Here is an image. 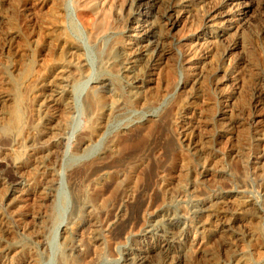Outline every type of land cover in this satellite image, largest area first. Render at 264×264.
<instances>
[{"label": "rangeland", "instance_id": "1", "mask_svg": "<svg viewBox=\"0 0 264 264\" xmlns=\"http://www.w3.org/2000/svg\"><path fill=\"white\" fill-rule=\"evenodd\" d=\"M126 1L95 12L0 0V160L18 177L0 167V253L12 264H264V0H149L132 18ZM49 87L69 90L66 113ZM32 146L52 152L34 158ZM162 231L165 249L147 259Z\"/></svg>", "mask_w": 264, "mask_h": 264}, {"label": "bare ground", "instance_id": "2", "mask_svg": "<svg viewBox=\"0 0 264 264\" xmlns=\"http://www.w3.org/2000/svg\"><path fill=\"white\" fill-rule=\"evenodd\" d=\"M113 0H108V6L109 7H114V2H112ZM77 2H78V4L82 7V8H84V9H89L90 11H97L98 9H99V2H98V0H77ZM79 6V7H80ZM125 8V10L126 11H128L127 13L129 14V17L130 18H132V16L134 15V17L136 16V15H138V16H142V14H144V10H146V8H149L148 6H150L151 7V5H149V0H127L126 1V5H123ZM124 11V10H123ZM116 13V12H115ZM142 13V14H141ZM141 14V15H140ZM148 15V14H147ZM114 17L116 18V19H118V15H117V13L114 15ZM102 21V20H101ZM115 21V20H114ZM102 26V25H101ZM130 27V26H129ZM133 28V27H132ZM104 30V29H103ZM110 30V29H109ZM112 30V29H111ZM100 31V30H99ZM130 32V31H129ZM128 32V33H129ZM93 33V32H92ZM158 33V32H157ZM96 34V33H95ZM99 35V34H98ZM98 35L96 36V37H98ZM108 35V34H107ZM143 35V34H142ZM149 35V34H148ZM92 36H93V34H92ZM93 39V38H92ZM125 41V40H124ZM126 42V41H125ZM162 43V42H161ZM140 44V43H139ZM138 44V45H139ZM134 45V44H133ZM136 47L135 48H137V45H135ZM124 47H126V46H124ZM131 47V46H130ZM96 48V47H95ZM134 48V47H133ZM141 48H142V46H141ZM73 50L75 49V48H72ZM77 49V48H76ZM138 49V48H137ZM143 49V48H142ZM69 50H71V49H69ZM136 50V49H135ZM142 51H144V50H142ZM69 52V51H68ZM75 52V51H74ZM138 52V51H137ZM110 53V52H109ZM66 54V53H65ZM71 54H73V52H70L69 53V55H70V57H71ZM167 55V54H166ZM108 56V55H107ZM106 56V57H107ZM127 56V55H126ZM156 57V56H155ZM112 60L110 63L111 64H113V59H111L110 57L108 58V60ZM128 59V58H127ZM109 60V61H110ZM123 61H124V59H122ZM121 61V60H120ZM119 61V62H120ZM127 65V64H126ZM118 66V65H117ZM101 67V66H100ZM86 69V68H85ZM128 73V72H127ZM84 74V73H83ZM72 79V78H71ZM137 80V79H136ZM136 80H134L136 83H137V81ZM55 84V83H54ZM67 84V83H66ZM58 84H56V86H57ZM101 85V84H100ZM103 85V84H102ZM60 86V85H59ZM66 86V85H65ZM141 86V85H140ZM54 87V86H53ZM52 87V88H53ZM103 87V86H102ZM105 87V86H104ZM50 88V87H49ZM65 88V87H64ZM142 88V87H141ZM51 89V88H50ZM104 89V88H103ZM107 89V88H106ZM102 90V89H101ZM100 89L98 90V89H94V90H92V92L89 94V103L88 104H90V106H91V109H92V111L90 110V114H92V118L94 119V121H95V124L97 123L96 121H97V118H98V109L100 108V104L102 103V102H104L105 100L103 99V93H102V91H101ZM145 90V89H144ZM69 90H59L58 88L56 89V88H53V89H51V90H49L48 92H49V94L48 95H46L47 96V98L48 99H46V100H48V103H51V106H54L56 109H59V111L60 110H65L66 109V106L68 105V102H67V105H66V101H68V99H69ZM104 91V90H103ZM137 93V92H136ZM134 94H135V92H134ZM136 95V94H135ZM87 97V98H88ZM44 99H45V97H44ZM104 100V101H103ZM42 101V100H41ZM40 101V102H41ZM88 101V100H87ZM44 102V101H43ZM86 102V101H85ZM42 103V102H41ZM47 103V102H46ZM87 103V102H86ZM44 103H42V105H43ZM42 105L40 106L41 108H42ZM89 106V105H88ZM70 107V106H69ZM99 107V108H98ZM44 109L46 110V109H48V107H44ZM43 109V110H44ZM3 110V109H2ZM40 110H42V109H40ZM55 110V109H54ZM84 110H86V109H84ZM101 110V109H100ZM66 111L67 110H65V113H66ZM88 111V110H87ZM61 112H63V111H61ZM11 113V112H10ZM50 113V112H49ZM56 113V112H55ZM64 113V112H63ZM62 113V114H63ZM61 114V115H62ZM87 114V113H86ZM89 114V115H90ZM102 114V113H101ZM101 114H99V115H101ZM49 115H51V114H49ZM63 115H65V114H63ZM56 116V115H55ZM58 116V115H57ZM60 116V115H59ZM58 116V117H59ZM68 115H66V117H67ZM2 117V116H1ZM54 116H50V118L49 117H47V118H49V122L51 123L52 121H54L55 122V126L52 128V131H54V132H50L49 133V135H51V136H53V137H49V135H47L48 136V138H50L51 140L53 139V141L51 142V144H54V147H56L57 146V144H59L60 142L59 141H61L60 140V137L58 136V134L57 133H60V132H57L58 131V129H56L57 127H59L62 123H63V125L65 124L64 123V119H66V118H64L65 116H62V118L61 117H59L60 118V120L59 119H57V120H55L54 118H53ZM101 117V116H100ZM46 118V119H47ZM92 118H91V121H92ZM68 120H69V118H68ZM2 122V121H1ZM45 122V121H44ZM67 122V121H66ZM90 122V121H89ZM195 122V121H194ZM45 124V123H44ZM92 124V123H91ZM104 124V123H103ZM62 125V126H63ZM66 125V124H65ZM65 125H64V127H65ZM105 125V124H104ZM44 126V125H43ZM50 126V125H49ZM96 126V125H95ZM98 126H99V124H98ZM48 127V126H47ZM61 127V126H60ZM64 127H62V128H64ZM226 128V127H225ZM224 128V129H225ZM50 129V128H49ZM40 131V130H39ZM43 131H45V130H43ZM42 131V132H43ZM66 131V130H65ZM91 131H93V130H91ZM95 131V130H94ZM182 131V130H181ZM70 133V132H69ZM97 133V132H96ZM47 133H43L42 135H41V137H43V136H45ZM186 134V135H185ZM89 135V134H88ZM36 136V135H35ZM39 136H40V134H39ZM186 136H188V133H184L183 134V137H185L186 138ZM38 138V137H37ZM44 138V137H43ZM46 138V137H45ZM47 139V138H46ZM185 140V139H184ZM190 140V139H189ZM181 141H182V139H181ZM41 142V141H40ZM49 142H50V140H49ZM83 142V141H82ZM62 143V142H61ZM50 144V143H49ZM56 144V145H55ZM40 145V144H39ZM43 145V144H42ZM63 145V144H62ZM36 146V145H35ZM35 146H32L31 147V153H30V155L32 156V157H34V158H36V157H38V155H41L42 153H44V152H46L47 151V153L46 154H48L50 151L52 152V150H50V151H48V150H42L41 152L40 151H38L37 150V148L35 147ZM188 146V145H187ZM49 147V146H48ZM51 147V146H50ZM83 147H84V145H83ZM40 148H41V146H40ZM52 148V147H51ZM53 149H55V148H53ZM79 149V148H78ZM56 150H57V148H56ZM29 152V151H28ZM56 153V152H55ZM90 153V152H89ZM46 154H44V155H46ZM54 154V153H53ZM43 155V154H42ZM58 156V155H57ZM41 157V156H40ZM55 157V156H54ZM44 158H46V157H44ZM29 159V158H28ZM39 159V158H38ZM29 161H30V159H29ZM32 161H34L35 162V160H32ZM33 163V162H32ZM35 164V163H34ZM36 164H38V163H36ZM33 165V164H32ZM0 167H3L4 169V174H5V176L7 177V178H10L12 181L13 180H16V178H18V177H16L15 176V174L11 171V169H10V167H9V165H7V164H5V162L4 161H2V160H0ZM16 169V168H15ZM36 169V168H35ZM43 169V168H42ZM29 174V173H28ZM52 174V173H51ZM1 175V174H0ZM22 175V174H21ZM46 175V174H45ZM49 175H50V173H49ZM45 178H47V177H45ZM44 178V179H45ZM49 178V177H48ZM47 178V179H48ZM50 178H52V177H50ZM9 179V180H10ZM57 179V178H56ZM56 181V180H55ZM46 182V181H45ZM44 182V183H45ZM43 184V183H42ZM78 184V183H77ZM73 185H74V181H73ZM72 185V186H73ZM44 186V185H43ZM53 186V184H52V181H49V182H46V188H48V190H49V196H50V192H51V188H53L52 187ZM30 187V186H29ZM78 187V186H77ZM39 188V187H38ZM41 188V187H40ZM44 188V187H43ZM75 188V187H74ZM37 189V188H36ZM78 189V188H77ZM46 191V189H41V190H39L37 193H36V195H37V197L39 198V200L40 199H45V196H43V193ZM1 192V191H0ZM21 190L19 189H15L13 192H11V194H10V196H8V198L10 197V200L11 201H17V200H19V198H20V196L22 195L21 194ZM24 192V191H23ZM22 192V193H23ZM81 192V191H80ZM53 193V192H52ZM1 194V193H0ZM54 194V193H53ZM2 195V194H1ZM34 196H35V194H34ZM7 197V196H6ZM36 197V196H35ZM47 197H48V195H47ZM52 197V196H51ZM51 197H50V199L49 200H51ZM7 198V199H8ZM204 199V198H203ZM9 200V201H10ZM23 200V199H22ZM38 200V199H37ZM47 200V199H46ZM1 201V200H0ZM39 202H42V201H39ZM204 202V201H203ZM217 202V201H216ZM16 204H18V203H16ZM19 204H21V203H19ZM40 204V203H39ZM202 204V203H201ZM208 204V203H207ZM222 204V203H221ZM12 205V204H11ZM77 205V204H76ZM75 205V206H76ZM93 205V204H92ZM223 205V204H222ZM19 206V205H18ZM95 206H97V205H95ZM213 206H214V204H213ZM212 206V207H213ZM251 206V205H250ZM15 207H17V205H15ZM97 207H101V206H97ZM209 207V206H208ZM76 208V207H75ZM217 209V208H216ZM88 218L90 219V222H91V224H93V225H95V226H93V227H95V228H98V227H96V225L98 224V220L96 219V215H95V213H96V211L98 212V210H96L95 208H94V206H90V207H88ZM86 210V211H87ZM96 210V211H95ZM87 217V216H86ZM225 217V216H224ZM2 218H3V215H2ZM6 218V217H5ZM87 218V219H88ZM7 219V218H6ZM170 219V218H169ZM3 220V219H2ZM1 220V221H2ZM8 220V219H7ZM55 220V219H54ZM8 222V221H7ZM53 222V221H52ZM100 223V222H99ZM5 224H6V222H5ZM251 224V223H250ZM7 225V224H6ZM9 225V224H8ZM89 225V224H88ZM217 225V224H216ZM98 226V225H97ZM11 227V226H10ZM168 227V226H167ZM6 228V227H5ZM222 228H224V227H222ZM7 229V228H6ZM144 230V229H143ZM145 231V230H144ZM161 231V230H160ZM170 231V230H169ZM254 231V230H253ZM151 232V231H150ZM174 232V231H173ZM9 233V232H8ZM163 235L161 236V238H162V240H160V242H159V244L158 245H150L149 244V246L147 247V248H144V251H145V256H146V258L147 259H151L153 256H155V254H156V252L158 251H160V250H164L165 249V247H166V245H167V243H168V234L166 233V232H164V231H162L161 232ZM253 233V232H252ZM90 236V235H89ZM182 236V235H181ZM250 236V235H249ZM69 237V236H68ZM143 237V236H142ZM175 237V236H174ZM219 237V236H218ZM67 238V237H66ZM65 238V239H66ZM173 239V238H172ZM148 240V239H147ZM68 240H65V242H67ZM219 241V240H218ZM224 241V240H223ZM64 242V241H63ZM171 244V243H170ZM66 246H67V249H69V252L71 253V251H73V252H75V253H78L79 251H80V249H79V246H77L76 244H73V243H66ZM139 247V246H138ZM227 247V246H226ZM223 248V247H222ZM82 249V248H81ZM71 250V251H70ZM67 251V250H66ZM81 252V251H80ZM62 253V252H61ZM60 253V254H61ZM82 253V252H81ZM94 252L92 251V254H93ZM129 253V252H128ZM65 254V253H64ZM7 255L8 254H5L4 252H1L0 253V264H12L11 262L13 261H10V260H8L7 259ZM12 255V254H11ZM79 255V254H78ZM95 255V254H94ZM68 256V255H67ZM9 257V256H8ZM135 257V256H134ZM155 258V257H154ZM231 258H232V256H231ZM11 259V258H10ZM18 259V258H17ZM32 259V258H31ZM31 259H28V260H26V261H24V264H38V263H36L35 262V260H31ZM147 259H146V261H147ZM62 260V259H61ZM144 260H145V258L141 255V257H138V259H137V264H141V262H144ZM15 261V260H14ZM232 263L233 264H244L243 263V261H242V258H239V257H234L232 260ZM64 262H65V260H64ZM128 262V261H127ZM63 263V262H62ZM68 263V262H67ZM69 264V263H68ZM85 264V263H84ZM130 264V263H129ZM143 264V263H142Z\"/></svg>", "mask_w": 264, "mask_h": 264}]
</instances>
